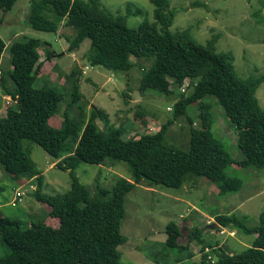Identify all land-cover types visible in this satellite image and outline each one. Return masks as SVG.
<instances>
[{"label": "trees", "instance_id": "trees-1", "mask_svg": "<svg viewBox=\"0 0 264 264\" xmlns=\"http://www.w3.org/2000/svg\"><path fill=\"white\" fill-rule=\"evenodd\" d=\"M16 1L0 0V12L10 10ZM149 1L154 21L136 27L127 25L128 14L113 15L101 7L100 0H32L27 22L45 32H57L61 25L70 28L72 34L65 36L69 52L89 39L87 61L91 66L129 71L139 65L141 93L153 89L173 94L177 89L173 118L186 114L194 104L207 109L210 105L205 101L212 98L235 129L242 158L234 159L217 138L210 142L211 129L193 127L188 116L187 150L166 142L167 123L156 132L123 139L122 130L111 126L108 114L99 108H91L88 118L81 122L64 112L60 125L51 126L49 119L59 111L60 94L47 83L34 85L42 66L35 51L39 40L15 41L9 47L13 90L5 86L0 74V87L14 102L0 117V166L13 178L36 177L41 183L40 172L23 146L28 140L55 159L61 158L56 166L68 170L71 184L63 194H34L47 206L49 216L57 219L58 226L41 220L23 227L19 220L0 212V242L8 248L0 264H121L118 246L125 241L120 232L125 196L135 184L146 180L179 188L187 175H194L213 182L219 195L234 194L242 188V180L229 175L227 167L264 168V108L256 96L264 75L239 77L232 53L216 50V36L199 44L188 28L170 31L175 16L170 0ZM4 49L0 37V59ZM80 74V69L74 68L66 76L71 82V104L82 97ZM186 80L191 91L184 94L180 87ZM96 119L103 123L102 128ZM107 159L124 163L129 179L119 176L111 189L97 184L92 196L75 169L80 162L99 165ZM214 215L216 230H238L253 239L240 252L232 253L217 241L207 243L194 227L189 240L196 239L202 246L200 259L193 264H264V206L254 226L235 214ZM165 233L164 244L167 249L177 248V261L194 256L187 245L178 243L181 231L174 221L167 223Z\"/></svg>", "mask_w": 264, "mask_h": 264}, {"label": "rangeland", "instance_id": "rangeland-1", "mask_svg": "<svg viewBox=\"0 0 264 264\" xmlns=\"http://www.w3.org/2000/svg\"><path fill=\"white\" fill-rule=\"evenodd\" d=\"M31 1L17 0L10 10L0 12V37L5 43L0 74L6 80L5 86L13 90L9 77L12 68L10 45L28 38L39 40L35 51L42 66L34 85L41 87L47 83L60 94L59 111L49 119L51 126L60 125L64 112L71 119L81 122L88 118L91 108H99L108 114L111 126L122 130L123 139L156 132L167 123L166 142L187 150L188 116L193 127L211 129L213 135L208 138L210 142L217 138L234 159L242 158L236 144L235 129L212 98L205 101L210 105L207 109L194 104L186 114L173 118V104L179 96L177 89L173 94L153 89L141 93V72L137 64L129 71L91 66L87 61L89 39H85L78 50L69 52L65 36L72 34L70 28L61 25L57 32H45L28 24ZM100 5L113 15L128 14L126 23L130 27L154 21L153 5L149 0H100ZM170 8L175 11L170 31L188 28L199 44H205L216 36V50L232 53L233 66L239 77L264 75V0H170ZM74 68L81 71L79 86L82 97L71 104V82L66 81V76ZM187 85L186 80L180 87L184 94L191 91ZM256 96L264 108V82L257 88ZM13 103L10 95H4L0 87V117ZM95 121L98 127H103L99 119ZM23 146L40 172L41 183L36 177L13 178L0 166V212L2 216L19 220L23 227L41 220L50 226H58L57 219L49 216L47 206L34 194L39 191L53 196L67 192L71 184L69 172L56 166L61 158L58 160L48 155L37 144L24 140ZM108 161L99 165L80 162L75 169L79 181L92 196L97 184L111 189L119 176L129 179L124 163ZM226 171L242 180V188L234 194L219 195L213 182L194 175H187L179 188L150 184L146 180L135 184L125 196V216L120 227L125 241L118 246L121 264L197 263L202 244L196 239L189 240V231L194 227H198L201 238L207 243L217 241L232 253L250 245L251 235L238 230L231 235L223 228L221 233L222 229H209L208 225L215 222L214 214H235L245 217L248 226L258 224V216L264 206V168H241L232 164ZM170 221L180 227L178 243L187 245L194 254L192 258L177 261V248H166L165 227ZM7 252L8 248L0 242V257Z\"/></svg>", "mask_w": 264, "mask_h": 264}, {"label": "water", "instance_id": "water-1", "mask_svg": "<svg viewBox=\"0 0 264 264\" xmlns=\"http://www.w3.org/2000/svg\"><path fill=\"white\" fill-rule=\"evenodd\" d=\"M209 229H215L216 227H218V224L217 223H212L210 225H208Z\"/></svg>", "mask_w": 264, "mask_h": 264}, {"label": "built area", "instance_id": "built-area-1", "mask_svg": "<svg viewBox=\"0 0 264 264\" xmlns=\"http://www.w3.org/2000/svg\"><path fill=\"white\" fill-rule=\"evenodd\" d=\"M17 195H19V193H18ZM223 229H224V228H223ZM223 229L221 230V233H223V232H224V230H223ZM226 231L230 232V234H231V235H233V234L235 233L234 231H229V230H227V229H226Z\"/></svg>", "mask_w": 264, "mask_h": 264}]
</instances>
